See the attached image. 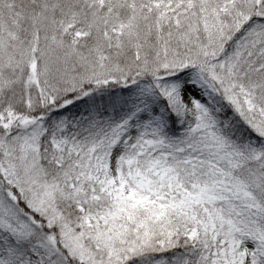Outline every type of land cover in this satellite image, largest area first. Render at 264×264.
<instances>
[{"label":"snow or ice","instance_id":"1","mask_svg":"<svg viewBox=\"0 0 264 264\" xmlns=\"http://www.w3.org/2000/svg\"><path fill=\"white\" fill-rule=\"evenodd\" d=\"M0 264H264V0H0Z\"/></svg>","mask_w":264,"mask_h":264}]
</instances>
